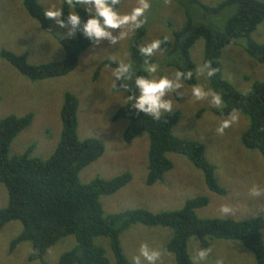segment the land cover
<instances>
[{
	"label": "trees",
	"instance_id": "trees-1",
	"mask_svg": "<svg viewBox=\"0 0 264 264\" xmlns=\"http://www.w3.org/2000/svg\"><path fill=\"white\" fill-rule=\"evenodd\" d=\"M60 3L66 17L71 9L66 0H60ZM22 5L28 16L58 42L63 50V60L31 65L28 54L7 50L0 52V58L33 82L72 73L80 56L93 45L79 33L71 38L55 36L50 20L43 16L45 9L38 0H22ZM77 11L82 21L87 19L83 9ZM183 13V25L173 30L168 41L161 45L164 66L174 70H192L193 78L184 84L195 85L196 66L191 59V49L202 40V64L208 61L217 69L216 74L208 79L209 88L220 93L225 104L222 113L217 109L212 113L222 117L232 109L239 110L248 120V127L241 137L242 145L249 151L259 152L264 158V81H256L246 93L238 92L224 78L220 61L223 50L241 41L244 44L240 46L246 55L264 65V44H258L251 38L264 22V3L259 0H223L215 6H207L199 0H187L186 4L183 3ZM145 27L136 31L128 47L129 60L134 68L140 70L138 74H144L145 58L139 54L138 48L145 43ZM150 60L155 63L154 56ZM116 66L108 60L101 62L93 80L102 67ZM78 107L77 97L65 93L60 111V138L45 161L31 157L34 145L28 147L23 155L8 156L11 143L31 125L33 114L0 119V185L7 194V204L0 209V230L10 223L21 226L20 233L10 242V251L21 243H29L31 252L28 261L46 264L43 257L48 249L64 238L73 237L76 245L64 252L55 264H109L103 248L94 242L102 237L109 242L115 264H130L123 254L119 238L130 227L143 225L171 231V238L163 248L173 256L175 264H192L187 251L191 238L198 241L199 248L210 247L212 240L237 242L252 255L254 264H264V212L244 221L202 219L196 211L205 208L209 200L195 197L187 200L181 209L171 212L152 213L136 209L105 214L100 198L112 196L127 186L132 181V175L126 172L109 180L97 178L87 184L80 182L81 171L99 160L105 147L96 138L79 139ZM180 118L181 112L175 110L160 121H153L123 105L116 110L111 121L127 122L123 134L126 144L142 135L147 137L146 186L163 182L164 176L173 168L167 154H174L185 157L203 174L210 192L225 197L227 192L217 182L216 168L206 158L203 144L174 135L173 130Z\"/></svg>",
	"mask_w": 264,
	"mask_h": 264
},
{
	"label": "rangeland",
	"instance_id": "rangeland-1",
	"mask_svg": "<svg viewBox=\"0 0 264 264\" xmlns=\"http://www.w3.org/2000/svg\"><path fill=\"white\" fill-rule=\"evenodd\" d=\"M47 10L51 5L61 6L60 0H38ZM207 6H215L223 0H199ZM264 3V0H259ZM187 0H150L151 8L146 16L145 43L161 37H170L184 22L183 3ZM136 6V0H121L118 10L123 14ZM51 29L56 36H65L66 30L58 29L50 20ZM118 33L119 30H114ZM132 36L116 45L108 41L93 46L79 58L77 68L63 77L30 81L19 74L12 66L0 58V119L8 116L23 117L33 114L31 125L22 131L11 143L8 156H20L34 145L31 157L47 160L58 144L61 132L60 111L65 93H71L79 101L78 137L96 138L105 147L103 156L83 169L79 180L87 184L94 179L109 180L122 173H130L132 181L112 196L101 197L105 214H117L128 210L144 209L152 213L171 212L181 209L184 203L195 197L209 200L205 208L196 211L202 219L250 220L264 212V197L253 199L248 189L253 184L264 186V158L257 151H249L241 142L242 134L248 127V120L240 114V122L225 131L223 136L215 134L216 121L211 119L212 110L208 101L193 102L190 98L191 86L184 84L176 97L179 103L175 110L181 118L173 132L180 138L203 144L208 161L215 166V178L227 192L225 197L210 192L204 182L203 174L185 157L167 154L173 168L154 186H146L147 148L145 135L130 144L123 141L127 122L111 118L123 106L120 96L112 91V67H102L98 77L93 80L98 65L111 61L116 65L128 63V47ZM251 38L264 44V22ZM243 42L222 51L220 61L224 78L238 91L246 93L256 81H264V65L258 64L244 52ZM241 45V46H240ZM28 54L31 65H40L63 60V50L49 33L43 31L38 22L28 16L22 0H0V52ZM203 41H197L191 49V59L196 68L202 65ZM160 73L171 76L174 71L163 64V52L154 55ZM196 84L209 88L208 79L196 75ZM181 91V92H180ZM180 92V95H179ZM223 203L231 204L235 211L232 217H222L218 211ZM7 204V194L0 185V209ZM18 223H10L0 230V264H42L29 262L31 252L29 243H21L12 251L10 242L20 233ZM171 238V231L160 227L147 228L135 225L124 231L119 240L124 256L130 261L140 243L149 242L164 247ZM264 242V230L262 231ZM95 244L103 248L109 264L115 259L105 238H96ZM76 245L73 237L60 240L49 248L43 257L46 264H55L58 258ZM213 254L210 264L222 258L224 264H254L252 255L239 243L225 240H212ZM198 241L191 238L187 245L192 260ZM162 264H175L171 254L163 257Z\"/></svg>",
	"mask_w": 264,
	"mask_h": 264
},
{
	"label": "clouds",
	"instance_id": "clouds-1",
	"mask_svg": "<svg viewBox=\"0 0 264 264\" xmlns=\"http://www.w3.org/2000/svg\"><path fill=\"white\" fill-rule=\"evenodd\" d=\"M71 9L64 15V7L51 5L44 11L43 16L54 21L56 28L66 30V38L74 37L79 33L93 46H99L108 41L109 46L128 40L137 30L146 23V13L151 8L150 0H136V6L130 12L121 13L118 10L120 0H66ZM77 9H83L86 20L82 21ZM114 30H119L115 33ZM169 37L153 39L138 48L139 54L144 57L142 72L134 68L132 62H120L112 71L111 88L120 96L125 106L135 113L150 117L153 121H160L167 114L175 111L177 105L176 94L184 88V82L193 78V71L176 70L171 76L160 73L157 63L151 62L162 43H166ZM196 75L206 79L212 78L217 69L211 62H204L196 68ZM181 92V91H180ZM179 92V95H180ZM190 98L193 102L208 101L210 106L221 113L225 107L222 95L206 89L202 85L191 86ZM216 121L215 134L223 136L225 131L240 122V113L232 109L226 116L217 117L211 115ZM250 198L264 197V186L253 184L248 189ZM220 215L225 218L235 214L234 207L229 203H223L218 209ZM213 254L211 247H202L194 250L192 264H210L209 257ZM169 255L159 245L149 242L140 243L136 253L131 256L130 264H162L163 257ZM215 264H224L222 258H217Z\"/></svg>",
	"mask_w": 264,
	"mask_h": 264
}]
</instances>
